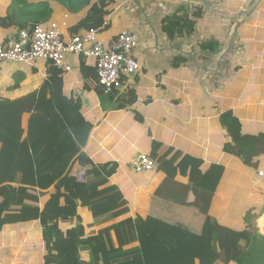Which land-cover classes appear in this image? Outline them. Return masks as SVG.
I'll return each mask as SVG.
<instances>
[{
	"label": "crops",
	"instance_id": "0c3cea01",
	"mask_svg": "<svg viewBox=\"0 0 264 264\" xmlns=\"http://www.w3.org/2000/svg\"><path fill=\"white\" fill-rule=\"evenodd\" d=\"M116 3L107 18L110 31L130 29L138 35L132 54L142 69L124 74L120 84L105 93L95 78V59L68 54L71 70L62 76L64 94L83 99L81 111L93 124L82 150L95 165H117L110 182L125 198L113 208L114 218L89 228V236L132 215L146 264H176L198 259L214 239L227 247L239 231L255 234L248 217L264 213V177L258 175L264 169V141L248 161L244 153L235 152L231 131L237 133L240 124L242 135L264 136V0ZM182 6L200 15L188 18L181 31L170 36L162 21ZM27 8H50L42 22H57L70 38L71 28L84 20L89 7L74 11L59 0H0V21L11 22L0 24V43L19 30L17 15ZM50 64L0 62V98L19 99L35 92L48 78ZM228 112L234 117L231 131L222 119ZM173 151L204 161L200 186L215 195L209 214L155 194L163 180L157 166L136 171L130 165L141 153L166 156ZM71 171L86 182V166L76 162ZM80 209L78 220L87 224L91 212L87 206ZM211 216L229 227L228 235L213 231ZM239 242L245 249L240 239L229 246ZM0 264H49L40 220L9 223L0 230Z\"/></svg>",
	"mask_w": 264,
	"mask_h": 264
},
{
	"label": "trees",
	"instance_id": "16d2710c",
	"mask_svg": "<svg viewBox=\"0 0 264 264\" xmlns=\"http://www.w3.org/2000/svg\"><path fill=\"white\" fill-rule=\"evenodd\" d=\"M59 1L74 11L89 7L84 20L76 29L71 28L72 36L97 29L103 39L117 37L118 33L110 31L107 20L116 0ZM50 12V8L19 11L16 18L19 29L43 23ZM199 15V12L189 13L182 6L163 19V30L172 36L181 31L188 18ZM0 24L6 26L11 22L1 20ZM50 63L48 78L35 92L19 99L0 98V230L9 223L40 220L49 264H146L138 242L137 218L132 215L102 228L92 236L96 239L89 238L88 229L114 218L113 208L125 198L110 182L117 165H95L82 150L93 124L81 111L83 99L64 94V71ZM26 115H29L27 120ZM231 117L229 112L222 117L230 131L234 118ZM239 125L237 133L231 131L232 140L238 146L235 152L244 153L249 161L264 136H244ZM152 158L163 174L155 194L195 207L204 214L210 213L215 195L200 186L205 171L202 159L179 151L166 156L152 154ZM76 162L87 167L84 183L71 171ZM45 196L48 199L43 201ZM80 205L87 206L91 212L92 219L87 224L78 220ZM212 229L229 234V227L215 217H212ZM236 239L246 243L245 249L240 242L229 246ZM228 246L214 239L198 259L176 264L205 261H209L207 264H261L264 260V240L257 233L239 231L235 238L228 239Z\"/></svg>",
	"mask_w": 264,
	"mask_h": 264
},
{
	"label": "built area",
	"instance_id": "2783aa9c",
	"mask_svg": "<svg viewBox=\"0 0 264 264\" xmlns=\"http://www.w3.org/2000/svg\"><path fill=\"white\" fill-rule=\"evenodd\" d=\"M138 35L130 30H121L116 38L106 40L97 29L85 34L65 38L57 22L48 25L38 23L20 28L13 36L0 43V62L28 63L38 60L50 61L63 71H70L66 61L68 54L94 58L98 84L105 93H111L121 82L124 74H134L142 64L132 54L138 47ZM82 90L77 91L80 96ZM136 171L152 170L156 161L141 153L131 163ZM264 177V169L258 171ZM259 231L264 235V213L259 222Z\"/></svg>",
	"mask_w": 264,
	"mask_h": 264
},
{
	"label": "rangeland",
	"instance_id": "374dc122",
	"mask_svg": "<svg viewBox=\"0 0 264 264\" xmlns=\"http://www.w3.org/2000/svg\"><path fill=\"white\" fill-rule=\"evenodd\" d=\"M241 217V216H240ZM262 217V216H261ZM261 217H259V216H256V217H248V220H251V221H253V222H251V224H252V226H253V229H256L255 230V233H257L258 234V226H259V221L261 220ZM243 217H241L240 219H242ZM223 222V221H222ZM260 232V231H259ZM93 235H91V237H89V238H91L92 240H94V239H96L95 238V236L94 237H92ZM236 248H234V250H235ZM253 258H254V260L255 261H257V259H256V257L255 256H253ZM254 264H258V262H256V263H254ZM261 264H264V260H262L261 261Z\"/></svg>",
	"mask_w": 264,
	"mask_h": 264
}]
</instances>
